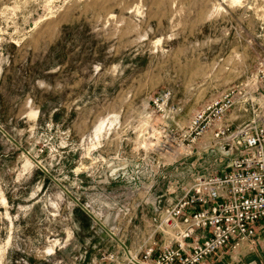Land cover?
<instances>
[{"label": "rangeland", "instance_id": "rangeland-1", "mask_svg": "<svg viewBox=\"0 0 264 264\" xmlns=\"http://www.w3.org/2000/svg\"><path fill=\"white\" fill-rule=\"evenodd\" d=\"M263 58L264 0H0V264L133 259L189 117ZM203 264H264V235Z\"/></svg>", "mask_w": 264, "mask_h": 264}, {"label": "built area", "instance_id": "built-area-1", "mask_svg": "<svg viewBox=\"0 0 264 264\" xmlns=\"http://www.w3.org/2000/svg\"><path fill=\"white\" fill-rule=\"evenodd\" d=\"M206 134L201 153H209L208 161L181 162L177 151L190 150ZM178 137L172 151L178 178L165 181V193L152 202L149 234L125 264H203L251 241L255 223L264 220V58L241 85L196 110ZM143 164L150 193L163 165Z\"/></svg>", "mask_w": 264, "mask_h": 264}, {"label": "crops", "instance_id": "crops-1", "mask_svg": "<svg viewBox=\"0 0 264 264\" xmlns=\"http://www.w3.org/2000/svg\"><path fill=\"white\" fill-rule=\"evenodd\" d=\"M254 226H255V232H254L253 238L259 239V237L261 235H264V220H261V222L255 223ZM241 247H242V245H239L235 250H237V252H239ZM235 254H237V253H235Z\"/></svg>", "mask_w": 264, "mask_h": 264}]
</instances>
